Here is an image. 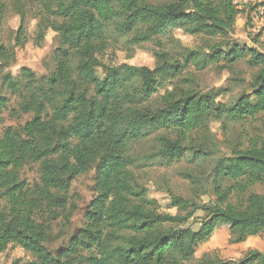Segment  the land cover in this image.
I'll return each mask as SVG.
<instances>
[{
  "label": "trees",
  "instance_id": "1",
  "mask_svg": "<svg viewBox=\"0 0 264 264\" xmlns=\"http://www.w3.org/2000/svg\"><path fill=\"white\" fill-rule=\"evenodd\" d=\"M25 1L42 10L45 22L38 39L51 27L62 43L54 70L42 81L26 66L13 75L8 68L16 60L14 47L0 43V114L14 98L11 117L30 115L23 125L7 126L0 134V251L16 244L32 256L28 264H187L195 241L217 222L230 225L231 243L264 232V194L249 193L244 205L229 202L233 194L264 186V135L213 158V203L171 196L178 210L173 216L157 213L159 203L148 197L133 172L134 167L183 157L184 141L207 130L216 116L241 120L264 113V51L227 40L240 13L233 0H13L20 17L17 46L26 40ZM4 6L0 0V24ZM52 8L64 19L59 25L44 18ZM171 29L200 36V44L177 54L164 50L158 36ZM111 33L127 36L131 45L153 41L159 47L152 50L154 67L123 63L103 79L97 77L94 51ZM220 58L246 59L254 68L249 92L239 94L231 106L216 101L229 86L205 93L192 86L189 69L203 70ZM169 83L173 90L157 94ZM161 130L175 132L176 138ZM149 137L157 147L136 154L134 144ZM191 155L201 161L209 150L198 145ZM34 163L39 177L30 186L21 171ZM89 170L96 195L86 209L84 227L54 254L47 246L49 226L41 218L66 209L72 181ZM199 211L204 215L195 216ZM193 223L198 224L195 230ZM199 264H264V250L240 259L204 254Z\"/></svg>",
  "mask_w": 264,
  "mask_h": 264
},
{
  "label": "rangeland",
  "instance_id": "2",
  "mask_svg": "<svg viewBox=\"0 0 264 264\" xmlns=\"http://www.w3.org/2000/svg\"><path fill=\"white\" fill-rule=\"evenodd\" d=\"M1 1L5 6L3 21L0 24V43L14 47L16 55V60L8 70L13 75H18L20 69L26 66L40 81L44 80L54 70V58L58 55L57 49L62 43L58 32L49 27L45 30L42 40H39L40 25L44 21L42 10L37 3L25 1L23 37L26 40L21 46L15 45L20 17L13 7V0ZM233 2L240 13L235 18V32L227 40L240 46L264 51V0H233ZM44 18L55 25L61 24L64 20L61 16L55 15L53 8ZM158 38L163 42L162 48L172 54L179 53L183 47L196 49L200 44V36L187 34L180 29H171ZM154 48L159 47L153 41L142 45H131L127 36L111 33L106 43L94 51L97 61L94 73L103 79L112 68L123 63L153 68ZM223 48L227 49L228 46ZM189 70L192 72L190 76L193 78L192 86L202 93L229 86L230 91L221 94L216 101L231 106L239 94L249 92L248 84L254 68L248 65L246 59L227 62L220 58L203 70H193V68ZM173 88H175L173 84H165L159 88L157 94H166ZM13 101L14 98L9 108L0 114V134L5 127L23 125L30 118V115L11 117L10 108L16 107ZM159 133L170 139L176 138L173 131L161 130ZM257 135H264V113L256 115L255 118L248 117L241 120L216 116L209 121L207 130L196 131L190 140L184 141L183 157L169 164L156 161L144 167H134L133 172L138 182L147 189L148 197L156 199L159 203L157 213L173 216L178 210L171 205V196H180L198 204L213 203L216 199L212 186L213 158L230 155L234 150L245 147L249 137ZM198 145L209 150L207 159L201 161L198 158L193 159L191 154L194 148L197 150ZM155 146L157 147L154 137H149L134 144V152L142 156L150 153ZM21 175L30 186L38 182V163L25 165ZM251 192L264 194V186L256 184L243 195L233 194L229 202L244 205L246 196ZM95 195L94 172L89 170L72 181L67 194L66 209H59L54 211L55 213L46 212L41 218L49 226L47 246L52 253L57 254L60 249L67 247L71 237L84 227L86 209ZM202 215L204 214L201 211L195 214V216ZM197 227L198 224H192V229L195 230ZM231 236L230 225L224 221L217 222L212 232L195 241L194 255L186 263L199 264L204 254L219 259H240L264 250V232L252 233L240 243H231L229 241ZM32 261L33 258L28 252L13 243L0 251V264H28Z\"/></svg>",
  "mask_w": 264,
  "mask_h": 264
}]
</instances>
